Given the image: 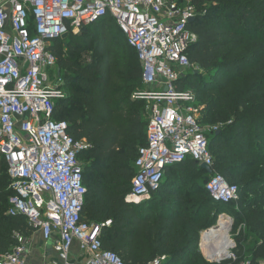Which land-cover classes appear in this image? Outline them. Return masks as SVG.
<instances>
[{
  "label": "trees",
  "instance_id": "trees-1",
  "mask_svg": "<svg viewBox=\"0 0 264 264\" xmlns=\"http://www.w3.org/2000/svg\"><path fill=\"white\" fill-rule=\"evenodd\" d=\"M192 5L189 23L197 36L188 56L198 70L178 83L192 90L201 107L200 123L220 126L209 137L212 173L238 186V199L215 203L199 179L210 173L187 159L167 168L165 180L149 200L128 203L138 150L147 144L146 102L132 98L141 90L138 53L115 19L106 16L49 45L57 60L65 96L54 117L68 123L75 140L85 139L79 153L87 187L84 220L104 223V248L126 264H229L211 262L199 248L202 231L212 228L220 211L235 217L238 260L247 253L250 234L261 241L252 263L264 259V0H176ZM89 55L87 60L85 55ZM0 167V253L20 245L33 230L23 216L7 214L13 190L8 163ZM231 204V206H230Z\"/></svg>",
  "mask_w": 264,
  "mask_h": 264
},
{
  "label": "built area",
  "instance_id": "built-area-1",
  "mask_svg": "<svg viewBox=\"0 0 264 264\" xmlns=\"http://www.w3.org/2000/svg\"><path fill=\"white\" fill-rule=\"evenodd\" d=\"M195 14L192 5L166 0L0 2V156L8 163L13 190L7 214L25 217L33 233L41 234L44 264H126L102 243L103 229L112 221L83 219L87 187L78 156L91 145L85 139L75 140L68 133V123L54 117L56 103L65 92L58 72V82L52 84L57 60L49 45L111 16L136 49L144 87L132 98L146 102L148 118L147 144L138 150L126 197L128 203L137 204L159 191L168 167L187 159L214 165L207 133L220 126L202 125L194 92L178 88L182 77L198 70L188 56L197 39L189 28ZM206 189L215 203L238 199V186L217 172L210 173ZM226 222L227 255L213 256L215 245L205 240L207 230L201 235L206 256L218 262L227 258L229 264H251L238 260L230 233L232 220ZM17 237L21 244L0 253V264H27L30 241ZM48 254L56 259L47 261ZM165 259L158 257L150 264Z\"/></svg>",
  "mask_w": 264,
  "mask_h": 264
},
{
  "label": "rangeland",
  "instance_id": "rangeland-1",
  "mask_svg": "<svg viewBox=\"0 0 264 264\" xmlns=\"http://www.w3.org/2000/svg\"><path fill=\"white\" fill-rule=\"evenodd\" d=\"M167 2H168V4H178V2L176 1V0H166ZM179 5V4H178ZM180 6H183V5H180ZM85 57H86V59L87 60H90V57H89V55H85ZM52 72V71H51ZM191 72V71H190ZM51 81H52V84L53 85H55L57 82H58V79H57V71H56V73H54V71H53V73H52V75H51ZM201 117H202V113H201ZM208 126H210V125H208ZM206 129H208V127H206ZM207 135L210 137V135H211V133H207ZM3 165V162H2V159H1V156H0V167ZM209 180V175H204V176H202L200 179H199V181H198V184L200 185V191H203V190H205V185H206V183H207V181ZM230 206H231V204H230ZM223 211H225V210H223ZM223 211H220V213H218V216H217V218H216V220H215V223H214V226L212 227V228H214V227H216L217 226V224H218V222L220 221V220H225V221H229L230 219L232 220V224H231V231H230V233H231V236H232V238H234V239H236V235L239 233V229H245L244 227L245 226H242V225H240L239 227H238V229H237V232H235L234 230H235V227H236V225H235V217H234V215L231 213V212H229V211H227V213H223ZM222 214H226L225 216H227V217H223L222 216ZM227 219V220H226ZM209 229H211V228H209ZM209 229H206V230H204V231H202V233H204V232H206L207 230H209ZM201 233V234H202ZM250 236V235H249ZM30 239L31 240H34V241H36V242H38L39 243V239H40V236H39V234H32L27 240H29L30 241ZM215 240H218V237H217V239L215 238H213L212 239V242H214ZM247 242L249 243L248 244V246L250 245L251 246V248H250V250H249V252L248 253H246L245 254V257H244V259L243 260H248V261H250L251 262V264H253L252 262V254H253V250H254V248H255V246H256V244H255V242H254V240H253V238H249L248 237V240H247ZM44 244H42L41 246H43ZM33 248L34 247H30V250H31V253H30V261L27 263V264H40L39 263V259H38V256H37V254H36V252H34L33 253ZM235 249V248H234ZM54 258H56V255H55V257ZM208 258V257H207ZM49 259H52V258H49ZM207 260H209V261H211L209 258L207 259ZM223 261H228L229 263H230V260L229 259H227V258H223L222 260H220L218 263H221V262H223ZM212 262V261H211ZM258 264H264V261L262 260V261H260Z\"/></svg>",
  "mask_w": 264,
  "mask_h": 264
},
{
  "label": "crops",
  "instance_id": "crops-1",
  "mask_svg": "<svg viewBox=\"0 0 264 264\" xmlns=\"http://www.w3.org/2000/svg\"><path fill=\"white\" fill-rule=\"evenodd\" d=\"M3 0H0V2H2ZM2 159V158H1ZM34 234H39V236H40V241H39V243L38 242H36V241H34V240H31L30 239V245L32 246V247H34L33 248V253L34 252H36V254H37V256H38V259H39V263L40 264H44V262H45V259H44V257H43V255L39 252V250H40V247H41V245L42 244H44V242H43V239H42V237H41V234L39 233V232H36V233H34ZM206 234V233H205ZM217 239V236H211V235H208V239H210V242H212V239ZM249 238L251 239V238H253V240H254V242H255V244L257 245V244H259L261 241L259 240V238L256 236V235H254V234H250V236H249ZM205 240H206V238H205ZM219 240V239H218ZM218 240H215L214 242H212L215 246H216V242L218 241ZM248 242H246V247H247V253L249 252V250H250V248H251V246L249 245L248 246ZM49 245V244H48ZM50 246V245H49ZM217 247V246H216ZM199 248H200V251L202 252V254L205 256V258L206 259H208L207 258V256H206V249L202 246V243H201V239H200V244H199ZM47 256H49V257H47V261H52V260H55L56 258H54L55 257V255H53V254H48ZM49 258H52V259H49ZM212 262H217L218 263V261H216V260H212V259H210ZM30 261V255H29V257H28V260H27V263ZM260 261H262V260H260ZM259 261V262H260ZM263 261H264V259H263Z\"/></svg>",
  "mask_w": 264,
  "mask_h": 264
},
{
  "label": "bare ground",
  "instance_id": "bare-ground-1",
  "mask_svg": "<svg viewBox=\"0 0 264 264\" xmlns=\"http://www.w3.org/2000/svg\"><path fill=\"white\" fill-rule=\"evenodd\" d=\"M225 215L226 214H222L223 217H227ZM227 227H228L227 222L225 220H220L216 227L212 228L211 230H208L205 234L206 240L208 239V235L217 236L219 239L216 242L217 247L215 246V248H214L215 253L213 254V256H215V255H219V256L227 255V248L230 246V241L227 238V230H226Z\"/></svg>",
  "mask_w": 264,
  "mask_h": 264
},
{
  "label": "water",
  "instance_id": "water-1",
  "mask_svg": "<svg viewBox=\"0 0 264 264\" xmlns=\"http://www.w3.org/2000/svg\"><path fill=\"white\" fill-rule=\"evenodd\" d=\"M193 19L194 18H192L190 21H192ZM68 35H69V33H66V34H64L62 36V38H66V37H68ZM58 75L60 76V71H58ZM202 168H204L205 170H207L209 173H212V170H211V168L208 165L202 164Z\"/></svg>",
  "mask_w": 264,
  "mask_h": 264
}]
</instances>
